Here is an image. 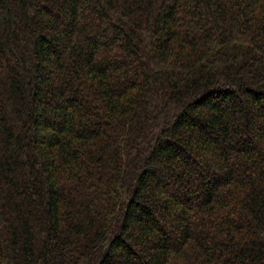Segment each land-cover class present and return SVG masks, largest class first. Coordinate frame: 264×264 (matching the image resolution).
<instances>
[{"label": "trees", "instance_id": "1", "mask_svg": "<svg viewBox=\"0 0 264 264\" xmlns=\"http://www.w3.org/2000/svg\"><path fill=\"white\" fill-rule=\"evenodd\" d=\"M0 264H264V0H0Z\"/></svg>", "mask_w": 264, "mask_h": 264}]
</instances>
